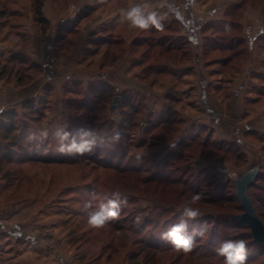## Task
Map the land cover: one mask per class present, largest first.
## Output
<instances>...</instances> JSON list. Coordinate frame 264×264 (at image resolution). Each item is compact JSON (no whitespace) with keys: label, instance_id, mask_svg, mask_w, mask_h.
<instances>
[{"label":"rangeland","instance_id":"1","mask_svg":"<svg viewBox=\"0 0 264 264\" xmlns=\"http://www.w3.org/2000/svg\"><path fill=\"white\" fill-rule=\"evenodd\" d=\"M241 1L179 0V3L188 10L194 5L195 13L206 14L205 17L196 15L191 24L195 31L204 32L201 49L204 59L223 58L231 51L220 45L240 42L238 48L243 49L242 57L247 63L241 69H224L223 72L227 75L242 71L244 77L257 75V72L264 75V0H247L239 9L236 4ZM95 2L98 0H44L43 15L58 14L53 18L56 26L49 21L45 27L32 15L31 0H21L18 4L16 0H0V9L5 7L7 12L0 17V35H6L8 41L17 39L24 47L38 44L33 55L21 47L18 51L10 49V45L0 49L1 66L4 65L0 71L5 70L0 79H3L0 90L5 99L14 87H23L26 91L18 104L7 103L0 112V124L6 122L5 114L16 112L18 135L16 141L0 128V220L6 221V226L13 230H0L1 239L5 242L9 237L10 242H15L20 236L18 252L23 255L27 245L22 240L27 236L35 237L36 252L32 254L39 259L37 264H223V257L216 255L215 247L227 239L244 240L247 247L245 264H264V248L253 241L250 229L230 219L232 214L242 212L234 179L252 164L259 163L260 170L248 193L264 210V134L246 132L242 145L238 141H219V148L209 144L208 149L203 150L201 141L209 129L206 127L200 139L183 149V153H194L195 159L187 162L176 157L182 138L189 139L192 128L190 132L172 123L175 132L170 131V136L163 141L160 139L162 143L156 146L158 138L147 132L158 135L162 131H151L152 128L147 127L148 122H155L154 127L158 124V115L148 114L149 109L155 112L156 108L155 105L154 109L150 108L144 93L131 94L110 84L113 89L109 92L125 97L135 95L144 109L139 125L130 128L133 135L137 133L131 138L120 127L121 104L112 110L101 98L107 89V81L99 79L93 83L103 85L102 93L91 95L88 93L90 85H76V81L64 85L62 95L58 86L46 80L47 74L53 75L43 66L49 31H57L60 25L73 26L78 14L87 6H96ZM141 2L144 0H124L123 4L132 6ZM151 2L155 4V0ZM160 2L171 4L169 0ZM13 8L17 10L16 16L8 15ZM187 9H182L183 14ZM229 19L235 23L229 24ZM182 21L180 29L183 31L185 24ZM22 25L26 30L24 33L18 32ZM141 31L137 29L128 39ZM250 32L258 34L254 43H251ZM77 36L79 31L70 32L64 39L68 44L64 46L63 63L65 75L69 74L70 80L79 78L72 75L80 72L89 55L86 50L70 46L75 40L70 41ZM216 44L219 47L214 50L211 46ZM121 49L118 48L117 55L132 54L137 58L140 55L138 46L124 52ZM255 51L257 57L253 55ZM154 55L150 59L154 60ZM33 65L36 68L33 69ZM17 70L29 78H22L25 84H19ZM148 75L146 83L149 87L162 78L156 74ZM36 79L40 84L37 87ZM259 86L255 90L261 95L255 100L259 102L251 99L245 101V106L253 108L264 104V79ZM29 87H35V90H28ZM94 94L101 99L98 100L100 105L95 103L97 109L84 107L82 103L86 96V99H92ZM76 96L77 101L69 100ZM102 122V132L96 136L95 130ZM7 152L13 157L9 158ZM140 154H143L142 158L137 161L136 156ZM116 191L127 200L126 204H121L119 216L101 228L89 226L85 203L92 201L93 207H98L104 196ZM93 193L96 199H93ZM196 193L201 199L193 207L200 209L201 216L189 222L188 231L205 224L208 231L204 237H197L192 250L185 253L163 242L160 233L179 222L180 209ZM3 246V249L7 248ZM191 252L193 255H187Z\"/></svg>","mask_w":264,"mask_h":264},{"label":"crops","instance_id":"2","mask_svg":"<svg viewBox=\"0 0 264 264\" xmlns=\"http://www.w3.org/2000/svg\"><path fill=\"white\" fill-rule=\"evenodd\" d=\"M81 1L84 2L86 0ZM169 2L171 4L164 5V2L155 0V4L151 2L152 10L157 12L160 22L175 23L183 20L185 29L179 33L181 36L188 38L192 58L187 61L178 59L167 61L166 66L171 69L170 74L162 76L159 81L153 83L152 87H149L150 85L146 83L147 80L144 81L141 70L135 65L141 60V57L137 58L132 54L122 56L116 53L111 58L106 53L109 47L107 48L103 45L105 43L103 39L106 38L105 32L115 26L119 18V10L129 8L130 5L128 3L123 7L98 8L90 18L85 19L81 23L79 36L70 41L73 42L75 40V43L73 42L74 45L70 44V46L86 50L89 55L88 58H85V63L80 68V72L77 71L76 74L72 75L74 78L79 77L77 80H70L69 74L65 75L63 57L64 51H66L64 46L68 44V41H57L56 29L49 31L51 32L50 36H48L49 44L46 45L48 52L46 58H44L43 66L46 72H50L53 75L51 77L47 74L46 80H50L52 84L58 86L62 95L64 93L62 92L63 86L68 83L78 81L76 84L89 86L99 79L107 81L121 91H128L131 94L144 93L147 98L146 103L150 108L154 109L153 105L156 108L155 112L149 109L150 112L148 114H156L159 117L167 109L175 111L181 115L188 126L204 125L209 128L213 138L218 141L232 143L238 141L242 145V141H245L246 132L254 133L256 131L264 134V104L255 105L256 107L254 106L253 108L244 104L245 101L251 99L255 103L259 102L255 100H258L261 95L255 90L260 87L259 83L264 79L262 72H257L258 74L254 76L249 75L250 77H244L242 71L226 75L223 72L225 66L220 63V58L214 60L204 59L201 50L204 44V32L195 31L196 28L192 29L191 24L194 18L196 19V15L205 17L206 14L195 13L193 10L194 5H192L193 8L191 7L188 10L184 5H180L179 0H169ZM95 3L97 4V2ZM182 9H187L186 14H183ZM45 15L52 22V25L56 26V19L53 18L57 17L58 14L54 12L52 15H47L46 13ZM209 15L213 16L211 13ZM18 32H26L23 29V25L22 30L20 29ZM255 33L257 32H250L251 43H254L257 38L258 34ZM5 36L3 34L0 35V49L10 45V49L18 51L21 47L25 48L24 52L31 53V55L38 50V44L32 43L24 47L21 46V41L17 39L8 41ZM35 83H38L35 87L39 86V79H36ZM35 87L32 89L35 90ZM30 89L29 87L28 90ZM28 92L31 93L30 91ZM24 93H26L25 88L14 87L6 97L7 99H5L0 90V112L3 111L7 103H11V105L18 104ZM221 97H223V101ZM254 110L256 111L253 113ZM1 204L2 198L0 199ZM0 221H2L0 222V230L9 229V226L7 227V224H5L7 223L6 221ZM9 230L13 231L12 228ZM11 237L15 236L11 235ZM1 238L2 236H0V264L38 263L39 259L33 256L36 252L35 237L27 236L25 240H22L27 245L25 247L26 253L23 255L18 252V247L21 243V241H18V238H21L20 236L16 237L15 242H10L8 240L10 239L9 237L5 242ZM3 245H6L5 247L7 248L3 249ZM33 252L34 254H32Z\"/></svg>","mask_w":264,"mask_h":264},{"label":"trees","instance_id":"3","mask_svg":"<svg viewBox=\"0 0 264 264\" xmlns=\"http://www.w3.org/2000/svg\"><path fill=\"white\" fill-rule=\"evenodd\" d=\"M31 1H32V3H31L32 15H34V18L36 17V21H38L41 24V26L46 27L48 24H50V22L47 19V17L43 15L42 7L44 4V0H31ZM120 1L124 2V0H98L96 6H87L84 10H82L83 12L81 11L78 14L76 19L74 20L73 26H70L69 24H67L65 27H63V26L61 27V25L58 26V29H57L58 41L64 40L66 37V34H69L70 32L79 31L81 23L85 19L90 18L98 10V8H109L112 6L123 7L125 4H123V2L120 3ZM246 2H248V1L242 0L240 4H236V5L240 9L242 4H244ZM18 3H21V0H16V4H18ZM14 9H16V8H13V10H11L8 15H11V16L15 15L16 16L17 10H14ZM236 13H238V11ZM6 14H7L6 8L5 7L1 8L0 9V17L5 16ZM228 21H229V24L235 23V21L233 19H229ZM160 23L162 25L161 29H157L156 27H151L147 30H142L140 32V34H137L136 36L130 38L131 40H129L128 37L131 36L132 34H134L137 29L129 28V24L126 21L120 22V23L116 22L114 27H111V29H108L107 32H105L106 38L103 39V42H105L103 45L106 46L107 48L109 47L108 52H106L107 56L112 58L117 53V50L119 47H121L122 48L121 51L124 52V50H131L132 48H135L136 46H138L140 48V52H139L140 55H138V56L141 57V60L136 65L141 69L144 80L148 79V76H149L148 73L156 74V76H164V75L170 74L171 69L169 68V66H166L167 61H171L172 59L187 61V60H190L192 58V53L189 49L190 48V42H189L188 38L181 36L179 33L182 31L180 29V21L175 22V23L166 22V21L160 22ZM165 23H167V24H165ZM227 29L228 28H225L224 30H227ZM108 31H110V32H108ZM157 31H160V32H157ZM124 32H126V35L124 34ZM225 33H229V32H225ZM230 34H231V32H230ZM234 35H236V34H234ZM126 41L128 42L127 45L123 46ZM239 45L241 47L240 42H236L235 45H233L232 42L230 44H226L225 46L220 45L221 48L231 51V53L229 55L224 56L222 58V60L220 58V60H221L220 63L224 64L225 69H230V70L241 69L242 65L247 63L245 61V58L242 57L243 56L242 54L244 53V51L240 47L238 48ZM235 46H237V49H235ZM211 47L215 50L219 46L216 44V45L211 46ZM206 48H208V46H206ZM255 54L257 57L258 56L257 52L256 53L254 52L253 55L255 56ZM151 55H154V60L150 59V58H152ZM169 55H172L171 60L169 59ZM0 67L1 68L4 67V65L1 66V58H0ZM34 68H36L35 65H33V69ZM10 71H12V70H10ZM4 73H5V70L0 71V79L3 77ZM17 73H18L19 84H21V83L25 84V82H24L25 80L22 81V78H26V79H29V78L25 77L22 74H19L18 70H17ZM102 86L103 85H101L99 83L98 84L97 83L91 84L90 88L88 90V93L91 95L93 93L97 94L100 91L102 93L103 89L100 90ZM106 88H107L106 89L107 91L105 90L102 93L101 98L104 99L103 100L104 103L111 105L115 96L120 95V94L117 93L115 95V93L113 94V92H109L110 90L113 89L110 86V83H108L106 85ZM46 92L49 93L48 88L46 89ZM87 96H86V98H87ZM95 96L96 95L94 94L92 99H90V98L86 99L85 98L83 100L85 102L82 103L83 106L86 108H92V109L94 108L93 110H96L97 107H95L96 106L95 103L97 105H100L99 102L101 101V99L97 98ZM120 96H121V100H122L120 109H121V114L123 115L122 124H120V127L123 129V132L126 133V135L129 134L131 136V138L133 136L135 138L137 136V133H136V135H133L130 128L133 129L139 125L140 120H141L140 115H141V113H143L144 109L143 110L141 109L142 107L140 105V102L135 99V97H136L135 95H130V96H126V97L122 96V95H120ZM77 99H78V97L76 96V97L71 98L69 100L74 102V101H77ZM98 100H99V102H98ZM166 111L167 112L164 113L162 116H159L158 118H156V121H158V124L155 127H154L155 122H153L154 124L153 123L151 124L150 122H148V125H147V127L152 128L151 131L161 130L163 132V134H162V132H161V134H158V135L150 134L149 132H147V133L149 135H151V137L156 136L158 138V140H156L155 142L158 143L156 146H159L162 143L161 140L163 141L166 139L167 136H170V131L175 132L176 129L172 127V123L176 127H180V126L183 127V130H185L187 128V130L190 131V129L192 128L191 131H193V132L190 131L191 133L188 134L189 139L188 138H184V139L182 138L181 144H179V146H178L179 150H178L176 158L184 159L187 162L193 161L195 159L192 156V155H194V153L193 152L183 153V149H186L189 146H191L190 144H192L194 142V140L200 139V135L203 132L202 130L206 129V126H204V125L188 126L186 124L185 120L180 115H178L177 112L171 111L169 109H167ZM137 115L139 116V118L137 117ZM16 116H17V114L15 111H12L10 113L5 114L4 120L6 122L3 124H0V128H2V130H4L7 137L12 136V138L16 139V141H17L18 135H17V127H16V123H15ZM93 118H94V116H93ZM93 118H92V120H93ZM103 123L104 122H102L101 123L102 125H100L96 128V130H95L96 136L101 134V132H102L101 128L103 127ZM166 126H169V127H166ZM147 127L144 130L145 133H146V130H148ZM195 129L196 130L198 129L197 130L198 132L197 131L194 132ZM201 142H202L203 150L208 149L209 144H212L214 147H216V145H217V148H219L220 144H221L218 140L213 138L212 132L209 129H208L206 136L204 137V139ZM218 143H220V144H218ZM7 153H8L7 155L9 158L13 157L11 152H7ZM168 155H169V153H168ZM176 179H179V178H176ZM256 180H257V178H256ZM253 184L250 187H252ZM250 197H251V195H250ZM252 200L254 202V205H255V208L257 210L258 215L264 221V210L262 209V207L260 205L255 204V201L253 198H252ZM240 208H241V211H243V209L241 207V203H240ZM235 223L248 227L245 224H241L238 222H235ZM252 238H253V236H252ZM253 241L255 243H257L259 246H261L262 248H264V246H262L261 244L256 242L254 240V238H253ZM185 253H187V252H185ZM187 255H193V252L188 253Z\"/></svg>","mask_w":264,"mask_h":264},{"label":"clouds","instance_id":"4","mask_svg":"<svg viewBox=\"0 0 264 264\" xmlns=\"http://www.w3.org/2000/svg\"><path fill=\"white\" fill-rule=\"evenodd\" d=\"M128 22L130 28L147 30L151 27L161 29L160 18L155 10H152L151 0H144L143 3H136L127 9L119 10L118 23ZM118 138V137H117ZM175 145H172L174 147ZM62 151V149H60ZM143 154L137 155V161H140ZM93 199L96 194L93 193ZM201 195L194 194L190 200L186 201L180 209V219L175 225L169 227L166 231L160 233V239L173 246L177 250L189 252L195 245L197 237H204L208 231V226L202 225L200 228L188 231V225L191 220L201 216L200 209L193 207L200 201ZM126 204V198H122L120 192L116 191L110 195L104 196L98 207H93L92 201L85 203L84 208L87 214V222L93 228H101L120 214L121 204ZM137 218V224H139ZM217 256L223 257V264H245L247 258V247L244 240H223L214 249Z\"/></svg>","mask_w":264,"mask_h":264},{"label":"water","instance_id":"5","mask_svg":"<svg viewBox=\"0 0 264 264\" xmlns=\"http://www.w3.org/2000/svg\"><path fill=\"white\" fill-rule=\"evenodd\" d=\"M121 104V96H115L111 109L115 110ZM260 170V164H252L249 168L242 171L235 177L236 194L241 203L243 211L238 214H232L230 219L247 225L256 242L264 246V221L258 215L254 202L248 193L249 187L255 182Z\"/></svg>","mask_w":264,"mask_h":264}]
</instances>
